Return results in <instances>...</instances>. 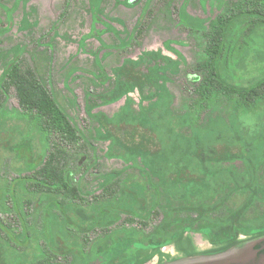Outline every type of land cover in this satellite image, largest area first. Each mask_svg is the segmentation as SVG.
I'll return each instance as SVG.
<instances>
[{
    "label": "rangeland",
    "instance_id": "374dc122",
    "mask_svg": "<svg viewBox=\"0 0 264 264\" xmlns=\"http://www.w3.org/2000/svg\"><path fill=\"white\" fill-rule=\"evenodd\" d=\"M231 1L0 0V74L21 47L42 78L49 72L56 100L96 149L97 166L80 178L82 190L97 192L96 170H124L128 211L144 214L146 205L160 203L144 232L155 234L161 252L151 256L147 237L110 219L121 211L118 205L101 212L93 205L64 208L69 229L36 201L30 244L14 247L0 235V264H33L42 239L56 253H71L73 264L264 263V235L256 233L264 225V100L240 107L218 95L198 102L201 76L194 65L206 39L177 15L185 6L187 19L207 22ZM146 6L151 13L144 15ZM245 24L253 29L248 46L224 75L240 87L259 80L264 68V23L248 18ZM27 115L9 91L0 107L5 220L7 178L29 171L46 154L44 138ZM88 155L83 158L89 164ZM102 221L116 222V230L90 234L85 245L81 231ZM232 234L235 244L227 247ZM254 243L261 257L243 253Z\"/></svg>",
    "mask_w": 264,
    "mask_h": 264
},
{
    "label": "trees",
    "instance_id": "16d2710c",
    "mask_svg": "<svg viewBox=\"0 0 264 264\" xmlns=\"http://www.w3.org/2000/svg\"><path fill=\"white\" fill-rule=\"evenodd\" d=\"M69 1L65 0L66 5ZM143 11L144 15L151 13L148 6ZM177 15L179 20H185L187 29L202 32L206 39L203 57L194 65V69L201 76L195 88L198 102H205L218 95L226 97L229 102L240 107L264 100V68L261 71L263 76L248 87L229 84L224 78L225 73H231L248 46L253 29L252 25L245 24L246 20L252 18L264 23V0L228 2L215 18L207 22L187 19L185 6L177 9ZM138 25L140 24H137V29ZM44 36L39 35L35 40L36 44L42 45ZM25 53L24 48H19L6 62L0 74V107L6 103L9 91L12 90L18 106L27 111V119L43 136L46 154L45 158L29 171L7 178V215H10V218L5 220L6 217L0 215V235L14 247L28 246L32 240L30 231L36 201L44 203L43 209L47 207L48 213L59 217L69 229L74 228L65 216L62 210L64 208L67 209L71 205H93L101 212L108 205H118L121 211L113 212L110 219L115 221L119 218L123 223L134 226L141 236L148 238L151 256L159 255L161 252L158 238L154 233L146 235L144 232L149 222L159 213V201L146 205L144 214L128 211L122 200L126 188L125 172L118 169L96 170L100 180L97 192L86 193L82 190L80 178L90 168L97 166L96 149L56 100L50 87L49 72L46 78H42ZM4 55L5 52H0V60ZM50 55L51 51L49 59ZM89 151L92 161L88 164L83 156L86 154L89 157ZM8 172L6 170L4 174ZM148 185L155 188L150 180ZM115 223L107 226L102 221L95 223L88 230L81 231L85 245L91 242L90 234H101L103 237L111 235L116 230ZM256 233L264 235V225L257 228ZM235 241L236 235H230L227 247L233 246ZM39 244L41 256L33 264H73L71 253L54 252L47 240L42 239Z\"/></svg>",
    "mask_w": 264,
    "mask_h": 264
},
{
    "label": "water",
    "instance_id": "95a60500",
    "mask_svg": "<svg viewBox=\"0 0 264 264\" xmlns=\"http://www.w3.org/2000/svg\"><path fill=\"white\" fill-rule=\"evenodd\" d=\"M243 251H244L243 253L246 254L247 257L253 254H257L259 257H261L260 255L261 246L259 247V243L251 244L250 246H247ZM257 264H264V263L262 260H260L259 262H257Z\"/></svg>",
    "mask_w": 264,
    "mask_h": 264
}]
</instances>
